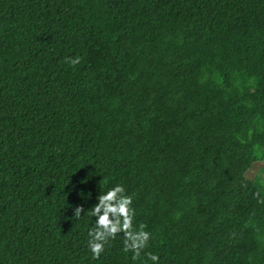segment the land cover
I'll list each match as a JSON object with an SVG mask.
<instances>
[{
    "label": "trees",
    "instance_id": "16d2710c",
    "mask_svg": "<svg viewBox=\"0 0 264 264\" xmlns=\"http://www.w3.org/2000/svg\"><path fill=\"white\" fill-rule=\"evenodd\" d=\"M0 264H264V0H0Z\"/></svg>",
    "mask_w": 264,
    "mask_h": 264
},
{
    "label": "clouds",
    "instance_id": "9594fccd",
    "mask_svg": "<svg viewBox=\"0 0 264 264\" xmlns=\"http://www.w3.org/2000/svg\"><path fill=\"white\" fill-rule=\"evenodd\" d=\"M81 58L70 59L67 62L75 66ZM98 202L94 204L88 214L95 218V225L88 231V248L92 259H98L105 251V246L114 240L118 234L123 233V251L131 253V258L137 260L143 249L147 247L151 234L145 231L146 225L140 224L134 228L133 220L135 210L132 207L133 198L126 194L123 185L117 184L97 196ZM84 212L83 206L74 208V218L79 219ZM151 261L157 262L156 254L148 253Z\"/></svg>",
    "mask_w": 264,
    "mask_h": 264
},
{
    "label": "rangeland",
    "instance_id": "374dc122",
    "mask_svg": "<svg viewBox=\"0 0 264 264\" xmlns=\"http://www.w3.org/2000/svg\"><path fill=\"white\" fill-rule=\"evenodd\" d=\"M209 180H215L220 186L232 190H238V186L234 185L230 180L227 178V176L220 174V173H215L214 175L209 177ZM241 201V198H240ZM243 201V199H242ZM241 201V202H242Z\"/></svg>",
    "mask_w": 264,
    "mask_h": 264
}]
</instances>
